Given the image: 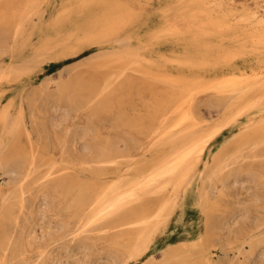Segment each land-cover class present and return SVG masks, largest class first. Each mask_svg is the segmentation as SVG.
<instances>
[{
	"label": "bare ground",
	"instance_id": "6f19581e",
	"mask_svg": "<svg viewBox=\"0 0 264 264\" xmlns=\"http://www.w3.org/2000/svg\"><path fill=\"white\" fill-rule=\"evenodd\" d=\"M52 1L51 3H53ZM45 2L47 0H0V47L7 45L9 37H11L17 49L22 50L24 47L26 49L30 38L25 37V27L35 17H42V13H44L42 12V5ZM136 2L139 5L142 4L140 0ZM218 3L220 2L218 1ZM221 3L223 2L221 1ZM166 5L168 9L166 8L160 14L161 22L159 26L151 28L152 20L147 11L144 9L135 10L136 7L133 9L130 6V0H79L78 3H71L60 11L59 19L62 21L69 18H79L81 20H78L79 23L75 25L70 33L60 38L56 46L44 43L38 51L35 47L37 52L31 58L29 57V59L20 63L4 64V60H0V181H2L0 185V264H38L43 257L40 255L39 258L33 259L28 256V242L18 230L21 218L17 214L19 209L24 208L28 181L38 172L39 165L45 158V155L42 154L43 151H40L41 149L38 146L45 139V130L41 127L44 125L39 122L41 112L38 108L37 96L49 91L51 88H55L53 89V96L65 105V108L58 109L60 110L59 113L52 120L53 127L60 129L66 123L69 113L77 108L94 107L92 112L105 109L112 112L115 109H121L124 103L133 97L134 90H137L134 88L136 86L134 77L140 80V87H144L143 90L150 91L151 98L149 97L148 101L144 100L146 103L144 102L142 112L139 113L140 116L137 114L138 117H134L133 120L126 116L124 121L130 128L146 133L152 142L151 145L159 149L156 151L157 154L160 149L163 153L158 154L160 155L159 158H157L158 155H154L157 159L146 168L141 169L134 178L125 180L121 179L120 176L115 181L102 184L95 191L79 189L77 185L65 181L56 184L55 190L56 196L60 200L59 205L62 202L71 201L72 206V222L69 223L68 220L60 222L57 225V233L69 230L84 234L92 231L97 226L108 225L106 227L107 230H110L109 233L111 230L118 231L117 239H113V241L119 245L118 247H122V250L118 251L117 256L109 264H127L130 261H139L157 243L165 237H170V234L168 235L170 224L181 198L187 195L190 187L199 184L200 188L198 187L199 194L196 203L206 218V232L197 240L167 245L162 252L161 261L151 255L146 264H223L220 260H214L212 254H210L212 248L209 250V244L213 241L212 239L216 236V230L218 229L213 219L218 201L216 192L219 186L225 188L237 167L238 170L240 169L239 159L249 157L254 160H264V116L262 115V119L256 124L254 123L257 121L254 119L253 124L250 122L252 126H247L248 128L242 132L240 137L238 136V139L232 140L233 142H230L228 146L220 148L212 157L213 162H211V165L209 161L203 167L204 158L209 151H212L213 143L220 134L237 123L241 116L264 103V76H262L263 73H254L250 77L243 78V76L231 74L206 82L207 80L204 81L202 77L199 78L200 75L198 74H196L197 77L192 76V71L189 75L193 78L190 79L175 77L172 73H167L165 69L174 63L183 69L193 70V72L194 69L196 71L205 67L208 69L210 65L224 67V69L226 67L224 71H227V69H230L227 66H230L235 61L236 56L240 54L241 47L237 49V51L239 50L238 54L232 53V48H225V46V50L229 49L230 52L214 55L212 53L213 47L205 42L211 36L235 31L238 24L236 25L237 22L233 23L229 18L230 16L232 18V15L222 16L223 18H212L209 16V11L204 9L205 0H178L175 9L173 8L174 5H171L173 9L169 7V3ZM235 5H238V3ZM246 8L250 9L251 6ZM240 11L242 12V10ZM214 12H218V8ZM235 14H233V18ZM242 19L245 23L251 22L250 19V21L247 18ZM14 20L16 22L13 25ZM241 21L240 19V23ZM177 22L184 24V27H180ZM251 24L256 26L254 22H251ZM259 24L263 25L260 22L257 25ZM262 25L259 26L264 28ZM30 27L27 26L28 32ZM240 27L242 28V23ZM248 27L250 28V25ZM35 28L40 29L39 26ZM257 29L254 31L257 32ZM36 31L38 30L36 29ZM143 31L145 34L142 33ZM237 31H235V36ZM245 32L247 31L245 30ZM7 33L8 36H6ZM216 39L218 41V36ZM229 40L226 39V41ZM166 41L184 42L183 45L186 47L184 54L172 59L170 57L171 52L168 54L169 57L164 56L165 53L161 49L163 55H155L154 48ZM45 42L47 41L45 40ZM238 42L241 43L237 40ZM82 43L100 47V53L92 62L95 69L111 72L104 86L95 88L96 86H91L92 83L88 86L86 81L77 79L74 76L66 75L65 77V75H60L59 80L52 78L39 88L34 89L28 103L23 102L21 105H17L13 98L6 104L2 103L5 95L3 89L5 84L21 83L24 78L31 75L43 60L61 58L65 55L66 50L73 49L75 45ZM218 43L220 44V42ZM218 43H215V46ZM246 43L248 45V42ZM252 43L257 51V48H264V34H255ZM233 44L234 41H231V46L235 48L236 46ZM220 45L222 46V43ZM220 45L216 47H220ZM69 46L70 48H67ZM227 47H230V45L227 44ZM56 49L57 55L55 53ZM217 49L221 51L220 48ZM257 51H255L256 54ZM175 54L174 57H177L178 54ZM241 55L240 58L243 57ZM261 57L264 58V56ZM259 59L261 58L259 57ZM90 62L91 60L88 59V63ZM84 66H87V64H84ZM254 67L256 68V66H252L253 69ZM262 68L264 70V62ZM90 76L93 78V74H90ZM92 78L87 77L86 80H92ZM95 78H97L96 75ZM102 78L106 79L105 77ZM123 78H125V81H122ZM96 80L100 82L99 78ZM92 81L95 83L94 78ZM160 85H162V88H160ZM206 92H213L221 99V106L224 111L211 124L201 127L200 124L198 125L192 121V112L189 111V105L190 100L195 95ZM141 94H144V91ZM144 96L142 95L143 98ZM138 103V105H141L140 102ZM173 115L177 116L173 118ZM148 124H150V127ZM84 128L83 136L90 137L93 131L92 127L88 124L87 128ZM25 142L30 150L26 149ZM68 148L69 135L66 134L59 143L61 159H51L47 163L48 169L46 174L41 177V181L59 173H64L75 165V159L69 153ZM113 148L114 145L110 142L89 140L82 143L81 152L85 155H91L92 163L102 168L114 163L121 157ZM262 163V170L254 171V178L264 183V162ZM238 182L239 180L236 179L235 184ZM2 186L7 188V191L3 192ZM46 200L44 198L46 205L42 209V217L50 212H55L58 208V205H53V203ZM39 204L41 205V203ZM239 221L240 219L233 218L224 239L230 242V238L244 236V240L251 241L252 246L263 241L264 217L259 218L254 227L252 225L248 228L241 226L239 230H234L235 224ZM71 225H74V227L70 228ZM30 236L34 237L33 234ZM246 242L242 241L244 244ZM233 245L231 244V246Z\"/></svg>",
	"mask_w": 264,
	"mask_h": 264
},
{
	"label": "rangeland",
	"instance_id": "374dc122",
	"mask_svg": "<svg viewBox=\"0 0 264 264\" xmlns=\"http://www.w3.org/2000/svg\"><path fill=\"white\" fill-rule=\"evenodd\" d=\"M51 1L52 0H47V2H45L42 5V9H43L42 12H44L42 13V17H35L34 19H32L33 21L31 20L32 22L31 21L29 22L30 24L28 23L26 25L25 37H27V39L30 38L29 39L30 42L26 46V49L25 47L23 48L25 50L23 49L20 50L19 48L17 49L16 44L14 43L11 37H9V43H7V45L0 47V58L2 57L0 60L1 61L4 60V64L20 63L21 61L29 59V57L31 58L44 43H50L52 46H56L60 38L63 35H67L68 33H70L75 28V25L79 23L78 20H81L79 18H69L64 21L59 19V13L64 7L70 5L71 3H78L79 0H53L52 1L53 3H51ZM122 1H126V0H122ZM131 1L132 3H134V5H132ZM136 1L137 0H130V6L133 9H135L136 7L135 10L144 9L147 11V14L150 15L151 20H152L150 24L151 28H154V27L156 28L159 26L161 22L160 14L162 13V11H164L168 7L166 5L167 3L170 4L169 7L171 8L173 7L171 5H174L173 8L175 9L176 3L178 2V0H175V2L174 0H168V1L148 0V2L147 0H140L142 1V4L139 5V3H137ZM205 1H206V5L204 9L209 11V12L207 11L209 13V16H211L212 18H223V17H228L232 15V18L231 16L229 18L231 19L233 23L237 22L236 25L238 24L237 26L240 29L239 30L237 28L238 31L237 29H235V31H237L236 36H235V31H232L231 33L230 32L225 33V34L221 33V34L214 35L206 39L205 42H207L208 45H211L213 47L212 53L214 55H217V53L223 54L228 51L230 52L229 49L225 50V48H232L233 50L231 49V52L235 54H238L239 50L237 51V49L240 47L242 49L244 48L245 50L243 49L242 51V49L240 48L241 52L239 51L240 54H238L239 56L237 55L238 58L236 56V58L234 59L235 61H233V63H231L230 66L229 65L227 66L228 68H230V69H227V71H224L226 70V67L224 69V67H217L216 65H210V67L208 66V69L207 67L203 69H197V71L196 69H194V72H195L194 73L193 70H189V69L187 70L185 68L183 69L182 67L177 66L175 63L169 65L165 69V71L169 74L172 73V75H174L175 77H186L188 79L193 78L192 76L194 75L195 77L200 75L198 77L199 78L202 77L204 81L207 80L206 82L213 81L218 78H223L224 75L227 76L231 74L240 75L241 77L243 76V78H247L248 76L250 77L254 75V73H260V74L263 73L262 76H264V70H262L264 58L261 57V56H264V50H263L264 48L256 47L258 49L257 51L255 49V46L252 43V40L255 34L257 35L264 34V28H261V26H259L262 24L257 25L260 22V23H263L262 26L264 27V17H263L264 16V12H263L264 11V0H232L233 2L231 0H216V1L215 0H212V1L205 0ZM218 1L220 3H218ZM221 1L223 3H221ZM160 3L161 5H159ZM237 3L238 5H235ZM212 4H215V5L213 6ZM147 6H148V9H147ZM249 6H251L252 9L246 8ZM213 7H216V8H213ZM217 8H218V12H214L215 9L217 11ZM211 10H214V11H211ZM240 10H242V12ZM233 14H235L234 18H233ZM245 14L247 15L246 17H245ZM242 18L244 19L247 18L248 20L250 19L251 22L252 23L254 22L256 26L252 25L251 22L245 23ZM240 19L242 20L241 21L242 28L240 27L241 26ZM15 22L16 20H14L13 25L15 24ZM177 23L180 27L182 28L184 27V24H181L179 22ZM243 24H247V25H243ZM248 25H250L251 29L248 27ZM27 26L28 27L31 26L30 29L28 28L31 32L27 31ZM37 26H39L40 29L35 28ZM244 26L245 28H243ZM36 29L38 31H36ZM256 29H257V32L254 31ZM245 30L247 32H245ZM144 31L142 32L143 34H145ZM238 32L241 34L240 36ZM44 33L47 34L48 36L47 35L45 36ZM6 36H8V33L6 34ZM217 36L219 38L218 41H216ZM231 36H233V38H231ZM226 39L227 40L230 39L229 40L230 42L226 41ZM236 39L240 41L241 43L239 42L237 43ZM45 40L47 42H45ZM231 41H234L233 45L237 47V48L235 47L236 49L234 48V46H231ZM218 42H220V44L222 43L223 47ZM246 42H248V45ZM183 43L184 42L182 41L181 42L179 41L177 42L168 41L167 42L166 41L162 45H160L161 47L156 46L154 48L155 55L158 56L159 54L163 55V53H165L164 56H168L169 52H171L170 53L171 56L170 55L169 56L172 59L178 58L179 56L184 54V51L186 49ZM215 43H218V45L216 46L220 45V47H216ZM242 43H245L247 46L245 44L242 45ZM223 44H226V45H223ZM227 44L228 46L230 45V47H227ZM35 47L37 48L36 49L37 51L35 50ZM178 47L180 48V50ZM67 48H70V46ZM217 48H220L221 51ZM58 49L60 48L58 47ZM161 49L163 53H161ZM259 49L262 51H260ZM100 50L101 49L99 46L97 47L94 45H89L87 43H84V44L82 43V44L75 45L73 49L66 50L65 55L62 56L61 58L56 57L55 58L56 60L51 59V58H47L43 60V62H41L39 66L34 69L31 75L29 77L24 78L21 83H16L12 85L5 84L3 86L5 95L2 99V103L6 104L12 98L17 105H21V103L23 102L28 103L31 92L34 89L39 88L41 85H43V83L50 81L52 78L54 80H59L60 75H65V77L66 75L71 76V77L74 76L77 79H82L86 81L88 86L89 84L92 83L91 86L93 87L96 86L95 88H98V86L100 87L104 86L111 72L109 70L99 71L95 69L93 65V62L97 54L100 53ZM174 51L175 52L178 51V52L175 54ZM255 51H257V54L259 56L256 54ZM56 52H57V49L55 53ZM244 52H245V55H244ZM174 54L175 55L178 54L177 57H174ZM260 54L262 55L260 56ZM240 55L243 57L240 58ZM255 56H256V59H255ZM259 57L261 59H259ZM88 59L91 60L90 63H88ZM84 64H87V66H90V67L84 66ZM252 66H256V68L254 67L255 70L252 68ZM216 70L217 72H215ZM190 72L192 76L189 75ZM90 74H93L95 83H93L92 81L93 78L92 76H90ZM201 74H203V76H201ZM95 75L97 78H95ZM86 76L89 79L92 78V80H89V79L86 80L87 78ZM102 77H105L106 79ZM98 78L100 82L96 80ZM136 78L137 77H134V81L136 84L134 88H136L137 90L136 91L134 90L135 94L132 95L133 97L127 100L121 109H117V110L115 109L112 112H110L107 109L101 110L99 112H94V111L92 112L94 107L92 108L85 107L82 109L77 108L76 110H73L69 113L66 123L60 129L53 127L52 120H53V117L59 113L60 110L58 109L65 108V105L62 102L58 101V99L55 96H53V92H54L53 89L55 88L53 89L51 88L49 91H46L45 93H42L37 96L36 100L38 103V108L40 109V112H41L39 115V122L41 125H44L41 127L44 128L45 130V139H43V142L39 144L38 146L41 149L40 151H43L42 154L45 155V158H44L45 161L42 160L43 162L39 165L38 172L34 174L28 181L27 194L25 195V205H24V208L18 210L17 214L18 216L20 215V218H21V222H20V226L18 227V230L20 234H22L25 240H27L28 242V247H27L28 256L33 259L39 258L40 255L43 256L40 259V262L38 264H90V263L91 264H100V263L109 264L111 260H113L117 256L118 251L122 250V247L121 246L118 247L119 245H117L113 241V239H117L118 231L111 230V232L109 233L110 230H107V227H106L108 225L97 226L92 231H89L88 233H84V234L74 233V231H69V230L68 231L66 230L63 233H60V232L57 233V225L60 222H63L65 220H68L69 223L72 222V217H71L72 206H71V201H66V203L62 202L59 205L60 200L56 196L57 193L55 190V185L58 184L60 181H65L67 183H73L77 185L79 189L81 188V189L95 191L99 189V187H101L102 184L115 181L120 176H121V179L123 178L125 180L134 178L141 169L146 168L151 162L159 158L160 156L158 155L159 153L160 154L163 153L162 150L160 149V151H158V154H157L156 151L159 149L151 145L152 142L149 140L148 135L146 133H144L143 131H137L135 129L130 128L124 121L126 119V116H128L129 119L132 118V120L138 117L137 114L140 116L139 113L142 112L144 102L146 100L148 101L151 98V93H149L150 91L149 90L147 91V89L143 90L144 87L142 86L140 87V80ZM137 80L138 82H136ZM122 81H125V78H123ZM96 83L98 84L96 85ZM160 88H162V85H160ZM143 91H144L145 96L144 94H141L143 93ZM142 95L144 96V98L142 97ZM139 96L141 97V99L142 98L143 99L141 100ZM133 100L135 101V103ZM190 101L191 102L189 105V111L190 113L192 112L191 113L192 121L194 123H197L198 125L200 124L201 127L211 124L218 117H220L224 111L223 107L221 106V99L217 97V95H215V93L213 92H206V93L195 95ZM138 102H140L141 105H138L139 104ZM136 108L141 109V110H137ZM262 115L264 116V103L260 105L259 107L251 109L248 113L241 116L239 118V121H237V123L230 126L222 134H220L217 137V139L218 138L219 139L218 140L216 139L213 143L212 151H209L206 154L204 158L203 167L209 161H210L209 164L211 165V162H213L212 157L214 156L216 152H218L220 148L228 146L230 142H233L232 140L238 139L240 135L242 134V132L248 128L247 126L250 127L251 125L250 122L254 123L255 121H257L254 124L258 123L262 119L261 118ZM176 116L173 115L172 117L175 118ZM207 119L209 120V123ZM206 121L208 124L206 123ZM88 124L93 129L92 135L90 137L89 136L84 137L83 136L84 130H85L84 127L87 128ZM148 125L150 127V124ZM239 126L241 127L240 130H239L240 128ZM66 134L69 135L68 150L71 156H73L75 159L74 161L75 165H73V167H71L68 171L64 173H59L58 175H54L49 179L41 181V177H43L46 174V171L48 169L47 163L51 159L52 160L61 159L59 143L61 142V140H63ZM89 140L90 141L99 140L102 142L105 141L106 143L110 142L111 144L114 145L113 150L117 154L121 155L120 157L121 159L120 158L117 159L114 163L109 164L106 167L103 166L102 168H100L96 166L95 164L92 163L90 159L91 155L89 154L85 155L81 152L82 143L89 141ZM24 144H25V147L28 145L26 142ZM26 149L30 150L28 146ZM151 155L153 156L151 157ZM154 155L155 156L158 155L157 158ZM253 160H254L253 158H249V157L239 159L238 164L240 166V169H239L240 171L238 170V167H237L236 170L234 171V175L231 177V179H229L225 188H222L221 186H219L218 191L216 192L218 201H217L216 209L213 214V219H214V222L217 224L218 229L216 230V236L214 237V239H212L213 241L210 242L209 244V250L212 248L210 250L211 251L210 254H212L211 256L213 257V259L220 260L223 262V264H264V239L261 243H259L258 245H254V246H252L251 241L249 242L248 240H244L245 239L244 236H243L244 238L241 236L230 238V242L224 239V236L227 234L228 228L230 227L234 217L237 218V220L240 219V221L235 224L234 230L235 229L239 230L241 226L244 228H248L250 225H252V227H254L256 221L259 218L264 217V183L263 182L261 183L259 179L254 178L255 177L254 171L262 170L263 168L262 162H264V160L255 159L254 162H252ZM135 161H137L138 163L137 162L135 163ZM108 168L110 169L108 170ZM124 171L125 173H123ZM236 179L239 180L240 184L239 182L235 184ZM1 182L2 181H0V185H1ZM198 185H194L190 187L187 195L181 198L179 206L177 207L175 211L173 221L170 224V228L168 232V235L170 234V237H165V239L157 243L151 249V251H149L148 254L142 257L139 261H130L127 264H141L142 262H144L142 264H146V262L151 258V255H154L159 261H161L162 252L164 248L167 247V245L169 244L176 245L181 242L182 243L191 242V241L199 239L206 232V218L196 203L198 199L197 197L199 194V188H200V186ZM2 189H3V192L7 191V188L3 186H2ZM44 198H46L47 199L46 201H48L49 203H53V205H58V208L56 209L55 212L53 213L50 212L45 217H42L43 215L42 209H44L46 205L44 202ZM39 203H41V205ZM63 207L65 208L63 209ZM73 227L74 225L70 226V228H73ZM99 230H103V231H99ZM32 234L34 235V237L30 236ZM242 241L243 242L247 241V242L244 244L242 243ZM54 242L56 244H53ZM231 244L232 245L234 244V245L231 246ZM224 248H226V250H224ZM98 256H100L101 258Z\"/></svg>",
	"mask_w": 264,
	"mask_h": 264
}]
</instances>
